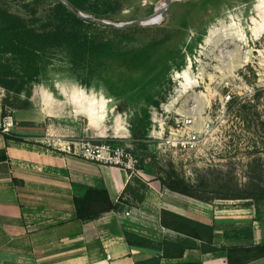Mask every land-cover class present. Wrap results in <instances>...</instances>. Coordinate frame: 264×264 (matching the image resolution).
I'll return each instance as SVG.
<instances>
[{
	"label": "rangeland",
	"instance_id": "rangeland-1",
	"mask_svg": "<svg viewBox=\"0 0 264 264\" xmlns=\"http://www.w3.org/2000/svg\"><path fill=\"white\" fill-rule=\"evenodd\" d=\"M76 1L0 0L38 31L101 44L0 54L9 135L76 156L125 151L140 160L136 179L257 196L225 201H247L264 218V0ZM191 118L197 146L168 145L177 130L187 139Z\"/></svg>",
	"mask_w": 264,
	"mask_h": 264
},
{
	"label": "crops",
	"instance_id": "crops-1",
	"mask_svg": "<svg viewBox=\"0 0 264 264\" xmlns=\"http://www.w3.org/2000/svg\"><path fill=\"white\" fill-rule=\"evenodd\" d=\"M27 115L16 112L14 120ZM5 135L0 133V264H229L228 249L264 245V218L247 201L209 204L122 168ZM143 183L144 199L135 203L126 189ZM94 192L106 193L118 208L104 211V201L93 203L88 213L98 217L80 219L75 200H92ZM164 213L212 227L213 246L223 250L204 253L206 239L164 225L170 222ZM126 233L152 246H132ZM245 264H264V257Z\"/></svg>",
	"mask_w": 264,
	"mask_h": 264
},
{
	"label": "trees",
	"instance_id": "trees-1",
	"mask_svg": "<svg viewBox=\"0 0 264 264\" xmlns=\"http://www.w3.org/2000/svg\"><path fill=\"white\" fill-rule=\"evenodd\" d=\"M75 8H79L80 5L76 0H67ZM0 23H3L4 26L0 25V54H5L11 52L13 49L20 46L23 50L26 51L28 57H32L37 54L42 49L50 47H58L68 42H73L78 44L83 48L86 53H95L96 49L101 47V44H96L94 42H89L85 40L84 42H78L77 39L73 37L71 33H68L65 30L58 29L54 31H38L33 26L28 25L26 20L8 10H4L0 7ZM8 66V65H4ZM0 79V84H1ZM7 112L3 113L5 117ZM6 139L16 140L10 135H5ZM20 141V140H16ZM171 183L174 187L166 186L171 191L192 197L202 202L214 203L218 200H254L259 202L257 196H242L237 195H222L219 194L215 189L209 187L207 184H201L199 187H193L183 180L170 178ZM144 187H138V189L128 186L126 193L132 195V199L135 203H141L144 199V194L140 191ZM94 199L86 197L84 199H76V205L82 207L78 210V216L80 219H88L98 217L97 214H89V210L92 209L93 203L98 204L97 202H105L104 211H112L118 208V205H113L106 193L94 192ZM123 202V196L120 199V204ZM165 216L170 218V222L164 221V225L168 227H173L177 231L184 233H192L196 235L199 239H206V244L202 246V251L204 253H216L223 249H217L213 246V228L202 225L185 219L183 217L171 214L164 213ZM126 239L128 243L132 246L137 247H151L152 244L150 241L140 238L136 235L126 233ZM167 245L165 244L164 249ZM185 248L183 247L179 256L183 255ZM228 261L229 264H245L248 261L264 257V245L256 246L253 248H232L228 249ZM167 254V253H166Z\"/></svg>",
	"mask_w": 264,
	"mask_h": 264
},
{
	"label": "built area",
	"instance_id": "built-area-1",
	"mask_svg": "<svg viewBox=\"0 0 264 264\" xmlns=\"http://www.w3.org/2000/svg\"><path fill=\"white\" fill-rule=\"evenodd\" d=\"M231 99L230 96L226 97V100L229 101ZM194 119H189L187 124L189 127L185 130V134H187V139L185 141H180L179 137L182 135L179 130L171 134V137L167 140L168 145L178 146L181 145L182 148L190 150L194 149L198 144V135L195 130L192 129V124ZM13 127V121L11 118H3L0 116V133L7 134L11 132V128ZM80 158L93 162L96 164H101L105 166L118 167L126 170L130 173V177L134 176L137 167L140 163L138 158H131L129 154L125 151H117L111 152L109 149L105 148H97V150H87L83 155L79 156ZM130 213L127 212V215Z\"/></svg>",
	"mask_w": 264,
	"mask_h": 264
},
{
	"label": "bare ground",
	"instance_id": "bare-ground-1",
	"mask_svg": "<svg viewBox=\"0 0 264 264\" xmlns=\"http://www.w3.org/2000/svg\"><path fill=\"white\" fill-rule=\"evenodd\" d=\"M162 7H163V2L162 3H160V6H159V11H161L162 10ZM158 11V12H159ZM164 17V16H163ZM157 18H159V17H157ZM157 20H159V19H157ZM227 36V35H226ZM233 38H235V34H233ZM173 106V105H172ZM91 121H92V116H91Z\"/></svg>",
	"mask_w": 264,
	"mask_h": 264
}]
</instances>
